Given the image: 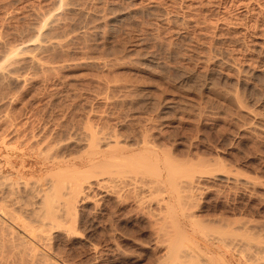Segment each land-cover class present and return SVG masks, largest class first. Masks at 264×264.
<instances>
[{"label":"rangeland","instance_id":"1","mask_svg":"<svg viewBox=\"0 0 264 264\" xmlns=\"http://www.w3.org/2000/svg\"><path fill=\"white\" fill-rule=\"evenodd\" d=\"M36 36L61 44L34 50ZM22 46L25 61L12 73L20 79L0 78V117L15 122L1 119L0 135L25 121L57 140L76 139L89 122L130 141L150 134L212 171L197 174L196 205L186 207L213 228L233 227L216 236L236 230L216 254L225 264H264V0H0V68ZM32 53L49 68H32ZM127 194L123 202L90 192L98 204L80 205V229L96 251L77 241L56 248L74 264H159L162 217L138 211Z\"/></svg>","mask_w":264,"mask_h":264},{"label":"bare ground","instance_id":"2","mask_svg":"<svg viewBox=\"0 0 264 264\" xmlns=\"http://www.w3.org/2000/svg\"><path fill=\"white\" fill-rule=\"evenodd\" d=\"M94 29L93 31H96ZM86 31L81 29L80 32L88 33ZM58 37L47 40L44 39L45 37L36 36L32 42L28 41V45L31 43V49L34 50H48L51 45L55 49L61 44ZM62 40L64 43L67 39ZM23 52V46L11 50L12 56L9 55L6 61L8 64L4 61L7 65L0 68V78L3 81L6 77L9 81L20 79L12 73L15 72L17 67L15 64L18 58L22 57ZM35 55L34 53L28 57L26 55L27 63L34 69L46 70V66L49 65L43 64ZM23 58L25 57H22L21 61H25ZM1 119L4 120L0 117L1 122ZM7 119L8 121L5 119L4 122H8L7 124L11 126L9 128L15 127H12L15 122ZM27 123L26 121L22 123V129H19L20 125L18 129L15 128V133L13 131V135L8 138V134L0 135L4 136L0 138V264H74L64 252L56 248L55 241L66 244L72 241L83 245L87 243L96 251L97 247L90 242L86 230H81L79 226L82 217L79 207L91 201V198L89 199L91 196H88L90 192H98L101 200L110 196L123 202L125 200L121 199L123 195L133 193V202L139 207L138 211L151 209L153 210L150 211L151 214L152 212L156 215L160 214L158 219L162 217L163 222L160 221V229L154 234L155 247L159 248V239L162 243L165 240L166 244L163 245L166 246H164V260L160 257L164 262L158 261L159 264H225L224 256L220 254L221 252L216 254V249L223 251L222 247L226 246L229 239L232 240L233 235H236L232 230L235 233L236 230H229L231 226L228 225L224 228L221 223L222 227L220 221L214 222L213 228V224L210 226L212 222H209V225L206 224L208 222L195 219L197 215L195 216L193 210H190L192 207L187 208L191 198H195V195H192L196 193L192 192L196 188L198 190L197 174L202 176L212 172L208 171L206 162L196 160L197 163L191 162L192 160L182 162L173 156L170 150L166 151L168 148L162 149L146 138L150 135L144 136L146 130L142 139L139 137L140 140L130 141L129 137L121 139L122 136L115 131L93 126L89 122L85 124V128L83 127L85 130H81L76 139L75 136L72 135V139L69 135L65 140H62L63 138L57 140L58 138L51 137L54 135L36 133L35 125L32 131H28ZM71 145L77 147L75 150L79 148L78 152L65 154L66 149ZM212 174L209 176L211 177ZM219 175L223 178L220 180L223 181L231 178L223 173ZM235 180L237 181V178ZM229 181L231 180L227 182ZM180 187L184 189L180 190ZM90 203L94 206L98 204L95 199ZM191 203L189 205L193 207L196 205ZM163 209H165L164 214L161 212ZM151 220L157 221L154 217ZM217 222L220 227H216ZM215 228L229 229H219L216 236L213 234L215 232L212 233L217 230Z\"/></svg>","mask_w":264,"mask_h":264}]
</instances>
